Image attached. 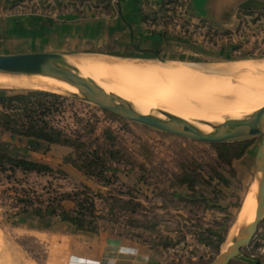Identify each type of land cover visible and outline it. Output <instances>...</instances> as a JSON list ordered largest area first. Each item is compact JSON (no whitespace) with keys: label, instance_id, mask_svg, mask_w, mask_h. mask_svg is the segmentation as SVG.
<instances>
[{"label":"rangeland","instance_id":"374dc122","mask_svg":"<svg viewBox=\"0 0 264 264\" xmlns=\"http://www.w3.org/2000/svg\"><path fill=\"white\" fill-rule=\"evenodd\" d=\"M118 1L0 0V55L27 54L7 46L3 30L15 18L43 15L61 20L109 21L120 12ZM149 3L146 6L150 14L145 19L149 32L161 35L176 32L175 36L188 41L185 42L187 48L191 46L192 49H186L187 53L179 59H115L121 61L117 63L143 67L164 62L175 68L180 66L174 64L198 66L186 69L199 74H215L245 61L264 62L263 12L243 11L238 15L241 27L238 24L227 29L221 20H189L186 11L175 12L176 1L150 0ZM216 31L231 34L215 37ZM83 55L115 61L101 55ZM231 68L227 74L216 75L224 76L233 88L239 84H264L262 75L239 76ZM148 76L136 75L138 89L146 99L150 96L149 103L156 102L153 103L156 109L185 119L217 122L228 120L226 111L234 109L231 105L222 109L214 107L215 110L203 108L202 104H210L217 98L231 99V93L218 89L217 85L195 88ZM0 90L34 91L3 87ZM56 95L59 98L48 100L56 105L50 116L52 124L67 134L79 136L85 152H98L103 157L104 176L110 184L78 169L73 163L77 154L69 147L49 146L0 133V147L4 151L52 169L48 174L19 171L13 180L0 174V264H67L71 257L80 256L102 259L105 247L113 241L137 249L147 257L134 264H209L224 254L230 246H227L230 234L245 208L249 210L246 205L255 192L258 200L256 155L263 136L225 142L249 141L255 145L252 155H244L229 166L219 158V144L185 139L128 121L84 101L81 95ZM123 97L138 111L144 109L139 107H143L141 103L138 106L129 97ZM225 112L227 115L223 114ZM24 190L32 197L33 193L41 197L45 203L54 197L88 190L96 204L98 232L78 231L58 217L39 218L32 213L16 217L15 197ZM63 206L66 210L75 208L72 201L63 202ZM252 206L254 202L249 208ZM210 230L225 231V242L219 251L207 244ZM262 235L264 219L251 243L231 264L264 261V245L258 242Z\"/></svg>","mask_w":264,"mask_h":264},{"label":"crops","instance_id":"0c3cea01","mask_svg":"<svg viewBox=\"0 0 264 264\" xmlns=\"http://www.w3.org/2000/svg\"><path fill=\"white\" fill-rule=\"evenodd\" d=\"M149 1H118L120 12L109 21L23 15L13 19L3 32L7 46L20 53L95 54L125 60L181 58L187 53L186 49H192L191 46L187 48L185 42L188 41L175 36L176 32L173 35L171 32L166 35L149 32L145 21L150 14L146 6ZM185 11L189 20H221L224 28L231 29L239 24L238 15L243 11L264 13V0H188ZM254 146L245 156L252 155ZM145 258L137 249L113 241L105 247L102 259L71 257L67 264H134L137 260H147Z\"/></svg>","mask_w":264,"mask_h":264},{"label":"bare ground","instance_id":"6f19581e","mask_svg":"<svg viewBox=\"0 0 264 264\" xmlns=\"http://www.w3.org/2000/svg\"><path fill=\"white\" fill-rule=\"evenodd\" d=\"M65 61L68 66H70L72 69L78 72L82 77H84L88 81H93L96 85H98L99 87L104 89L106 92H108L113 98L117 99L118 103H120L119 99L126 100L125 97H123L124 95L126 97H129L135 103H137L138 106H139L138 103H141L143 107L141 106L139 107L144 108V109L139 112H141L142 114L146 116L154 115L164 120H170L169 117L171 116L179 117L180 119L186 121L191 129L197 130V131H202L206 133H217L220 125H223L227 121H241L242 123H244V125L248 126L250 125V122L247 118L256 115L259 111L264 109V84L263 83L262 84L251 83V85L249 86H246L244 84H239L237 85V87L233 88L232 83L228 82V80L223 78L224 76L220 77L216 75V74H221V73L227 74L228 70L231 67L228 70H220L219 72L215 74H199V73H195L192 69H186V68H195L198 66H188V65L186 66V65L174 64L176 66H180V68H175L167 63L159 62L158 64L157 63L148 64L145 66L143 65V67L141 66L137 67L135 65L117 63V62H121L117 60L113 62L112 59L104 60V59L96 58L93 56L91 57L85 56L83 54L67 55L65 57ZM181 67H185V68H181ZM231 70L232 72L236 73L239 76L241 75H246V76L247 75H253V76L262 75L264 78V62H257V61L256 62L255 61L246 62L245 61V62L235 64L234 66L232 65ZM142 73L149 75L151 77H154L158 80H166V81L175 83L174 85L178 84L180 86L187 85L189 87H195V88L199 86H200L199 88H201L203 86V87L209 88V86L213 87L217 85L219 86L218 89L222 91H228L229 93H231V96H230L231 99L228 101V99L224 97L217 98L211 101L210 104H206L207 102L205 104H202L203 108L208 109V107H213L214 109V107H216L217 109H222L226 107L227 105H231V107H234V109H230L226 111L228 113L229 119L225 120V118H223L225 121H222V122L194 120V119H189V118L185 119L183 117L172 114L171 112L164 111L161 109L160 110L156 109L154 108V105L156 104V102L154 101L155 104H153L154 102L149 103V101H151L149 99L150 96L146 99L145 96H143L142 92L139 91L138 89V82L136 80V75H139ZM149 84H152V83H149ZM0 87L20 89V90L47 91V92L63 94V95L80 94L78 87H76L75 85H72L66 81H63L57 78L44 76V75L29 76V75L18 74V73L0 72ZM218 89H216V91H218ZM149 90H152V89H149ZM169 95H170V92H169ZM163 96L164 95H162V97ZM128 102L131 103L134 108L136 107L131 101H128ZM159 102L160 101H158V104ZM135 109L138 110L137 108ZM226 112L223 114H226ZM259 178L257 180V198H258V193H259V183H260ZM254 194L255 196L250 195L251 196L250 201L246 205L249 210L245 208V211L243 212L240 218L242 219V221L239 219L236 227L231 232L230 237L227 241V246L229 245L230 246L227 249H225L226 251L224 252V254L229 250V248L233 244L234 242L233 238L236 235V233L239 230L241 231V229L243 228L249 227L251 223L255 220L258 200H256V192ZM253 202H254V207L252 206L251 208H249L250 204H252ZM253 212L254 214L252 215L251 213ZM250 214L252 216L247 219L246 217ZM245 219L247 220L245 221Z\"/></svg>","mask_w":264,"mask_h":264},{"label":"trees","instance_id":"16d2710c","mask_svg":"<svg viewBox=\"0 0 264 264\" xmlns=\"http://www.w3.org/2000/svg\"><path fill=\"white\" fill-rule=\"evenodd\" d=\"M230 34L229 32L219 33L216 31L214 35L215 37H226ZM247 57L253 56L248 55ZM51 98L59 97L56 94L39 90H0V133L45 143L49 146L69 147L77 154L75 160L72 159V156L70 158L78 169L89 177L110 184V181L104 176L103 157L98 152H85L84 144L79 136L67 134L52 124L50 116L56 105L48 101ZM233 144L218 145L220 160L229 166L233 161L241 159L252 146L249 141ZM19 171L23 174H48L52 172V169L48 165L25 158H15L0 147V174L7 175L8 180H13ZM16 195V205L14 206V209H18L16 217L29 213L39 218L58 217L63 222L72 224L78 231L98 232L99 217L96 215V204L88 190L65 194L61 198L54 197L47 203L41 197H36L34 193L32 197L29 191L24 190L21 194L17 193ZM65 201H72L75 208L66 210L63 206ZM209 233L207 244L219 251L225 242V231L210 230Z\"/></svg>","mask_w":264,"mask_h":264},{"label":"water","instance_id":"95a60500","mask_svg":"<svg viewBox=\"0 0 264 264\" xmlns=\"http://www.w3.org/2000/svg\"><path fill=\"white\" fill-rule=\"evenodd\" d=\"M63 54L27 53L19 55H0V72L24 75H44L66 81L78 87L84 101L92 103L128 121L136 122L165 133L202 143L220 144L240 138H256L263 136L257 154V170L259 172V193L256 218L249 227L241 229L229 250L209 264H231L241 251L251 243L257 234L258 227L264 219V109L256 115L248 117L250 125L241 121H227L220 125L217 133H206L193 130L188 123L179 117L171 116L164 120L154 115L146 116L136 110L124 99L113 98L108 92L88 81L66 64ZM211 124V123H210ZM212 125V124H211Z\"/></svg>","mask_w":264,"mask_h":264},{"label":"built area","instance_id":"2783aa9c","mask_svg":"<svg viewBox=\"0 0 264 264\" xmlns=\"http://www.w3.org/2000/svg\"><path fill=\"white\" fill-rule=\"evenodd\" d=\"M187 2L188 0H177L175 3V12L177 13L184 12ZM258 242L264 245V235L260 236ZM262 249L264 251V247H262Z\"/></svg>","mask_w":264,"mask_h":264},{"label":"clouds","instance_id":"9594fccd","mask_svg":"<svg viewBox=\"0 0 264 264\" xmlns=\"http://www.w3.org/2000/svg\"><path fill=\"white\" fill-rule=\"evenodd\" d=\"M145 259H147V258H145Z\"/></svg>","mask_w":264,"mask_h":264}]
</instances>
